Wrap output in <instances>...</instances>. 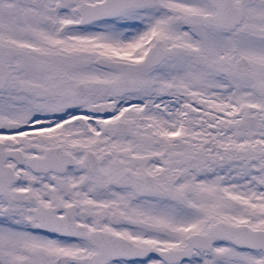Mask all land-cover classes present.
<instances>
[{
  "label": "snow or ice",
  "instance_id": "obj_1",
  "mask_svg": "<svg viewBox=\"0 0 264 264\" xmlns=\"http://www.w3.org/2000/svg\"><path fill=\"white\" fill-rule=\"evenodd\" d=\"M0 264H264V0H0Z\"/></svg>",
  "mask_w": 264,
  "mask_h": 264
}]
</instances>
